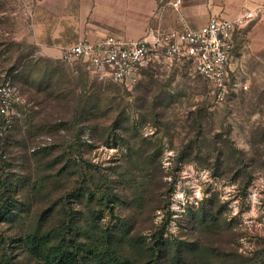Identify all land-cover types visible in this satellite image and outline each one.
I'll return each mask as SVG.
<instances>
[{"label": "rangeland", "instance_id": "obj_1", "mask_svg": "<svg viewBox=\"0 0 264 264\" xmlns=\"http://www.w3.org/2000/svg\"><path fill=\"white\" fill-rule=\"evenodd\" d=\"M46 15L0 0V231L14 264H34L21 241L60 233L81 176L67 204L79 245L142 264L159 233L162 264H264V62L231 75L221 102L185 60L151 59L125 87L45 51L32 22Z\"/></svg>", "mask_w": 264, "mask_h": 264}, {"label": "crops", "instance_id": "obj_2", "mask_svg": "<svg viewBox=\"0 0 264 264\" xmlns=\"http://www.w3.org/2000/svg\"><path fill=\"white\" fill-rule=\"evenodd\" d=\"M173 0H36L46 20L37 17L32 26L46 28L45 51L67 46L78 39L95 41L108 35L140 39L151 29L179 27ZM246 5V7H245ZM181 11L191 28L211 17L232 20L247 10L254 18L234 35L229 77L238 74L248 62H264V0H182ZM38 16V14H37ZM42 26V27H41ZM44 27V28H43ZM52 34L50 35V32ZM51 36V37H50Z\"/></svg>", "mask_w": 264, "mask_h": 264}, {"label": "built area", "instance_id": "obj_3", "mask_svg": "<svg viewBox=\"0 0 264 264\" xmlns=\"http://www.w3.org/2000/svg\"><path fill=\"white\" fill-rule=\"evenodd\" d=\"M181 3L182 0L171 3L179 25L176 29H151L136 40L114 35L95 41L80 38L60 48L59 58L66 63H84L125 87L138 82L140 69L151 59L185 60L198 77L212 84L215 100L221 102L227 93L235 32L250 23L254 14L247 10L232 20L211 17L205 24L191 28Z\"/></svg>", "mask_w": 264, "mask_h": 264}, {"label": "trees", "instance_id": "obj_4", "mask_svg": "<svg viewBox=\"0 0 264 264\" xmlns=\"http://www.w3.org/2000/svg\"><path fill=\"white\" fill-rule=\"evenodd\" d=\"M83 183V177L81 176L74 189L63 198L64 215L58 235L40 238L29 236L21 241L20 246L23 252L34 261V264H92V262H96V264H131L129 261H118L116 259L118 254L116 251L105 249L103 253L98 254L96 251L90 250L89 247L79 245L75 241L72 231L73 211L67 204L69 196H75L82 192ZM106 185L107 183L105 182ZM3 190L5 189L3 188ZM9 201L10 199L5 194L2 195L0 215L4 212ZM152 237V241L146 248V262L142 264H162L160 254L162 236L159 233H155ZM0 243L2 244L4 256L2 264H14L12 261L11 238L1 231Z\"/></svg>", "mask_w": 264, "mask_h": 264}]
</instances>
